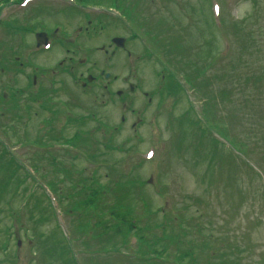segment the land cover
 Segmentation results:
<instances>
[{
	"label": "rangeland",
	"instance_id": "1",
	"mask_svg": "<svg viewBox=\"0 0 264 264\" xmlns=\"http://www.w3.org/2000/svg\"><path fill=\"white\" fill-rule=\"evenodd\" d=\"M259 1L256 7L252 0H121L112 4L120 12L113 13L111 21H97L98 26L106 22L107 32L81 45L82 51H91L89 65L103 60V44L114 47L113 36L128 37L129 49L146 58L138 64L136 79L121 68L124 56L112 60L114 71H120L125 81L122 88L126 90L133 82L139 91L126 93V101L113 104L102 116L108 124L118 126L120 116L127 119L116 135L117 149L106 151L99 159L106 161L104 169L88 165L77 151L72 158L62 149L46 154L38 171L33 161L29 172L15 164L9 166L12 159L22 166L15 150L25 146L35 150L40 144V125L45 123L40 120L48 119L55 108L46 100L33 101L29 91V95L20 94L27 86V76L34 74L31 69L18 74V83L7 88L6 66L12 63L15 68L19 63L12 56L11 62L4 60L2 54L16 51V34L22 31L6 38L0 48V126L5 127L0 131V264H13L18 255L19 264H176L174 260L179 259L188 264H264V0ZM102 4L99 6H109ZM256 12L260 18L257 28ZM41 14L39 19L47 25L63 23L71 31L80 22L77 12L52 17ZM74 51L71 64L77 65L85 53L76 46ZM63 58V48L58 47L36 65H58ZM161 62L192 83L181 76L185 89L169 100L165 113L161 103L175 89L170 90L168 81H159L168 74ZM84 70L75 74L68 66L69 75L59 78L63 85L57 83L58 98L65 100L74 94L84 100L82 108L88 106L89 96L76 84ZM14 96V112L21 117L15 122L9 105L14 104ZM25 99H29L33 118L18 109ZM73 102L70 105L82 113ZM42 105L44 117L39 109ZM139 110L144 117L152 115L153 122L133 136L129 123ZM96 123L87 128L86 137L92 135V141L100 140L104 127ZM80 124L68 128L65 137H73L76 130L77 135L83 132ZM231 140L239 150L231 146ZM148 150L156 152L154 160L145 159ZM51 156L73 174L84 172L87 177L98 170L102 185L108 187L97 196V212L103 214L98 205L108 196L115 209L130 220H116V231L122 233L119 237L109 236L101 224L85 221L78 208L63 202L66 188L51 182H66L68 174L57 178ZM35 174L47 183L29 179ZM151 175L156 177V187L155 182L146 185ZM168 202L171 217L164 210ZM140 236L145 238L140 241L141 249L156 243L164 254L152 249L139 253L135 247ZM18 241H22L21 248ZM175 252H179L177 258Z\"/></svg>",
	"mask_w": 264,
	"mask_h": 264
},
{
	"label": "flooded vegetation",
	"instance_id": "2",
	"mask_svg": "<svg viewBox=\"0 0 264 264\" xmlns=\"http://www.w3.org/2000/svg\"><path fill=\"white\" fill-rule=\"evenodd\" d=\"M37 33H35L34 35L36 36ZM47 33H48L47 35H49L50 39L54 38V34L51 33L50 30H48ZM64 36L66 37L65 42L69 43L70 39L68 38V35L66 34ZM109 48H111V46H109ZM67 52L69 53L70 50H67ZM112 52L118 53L119 51L112 49ZM61 66H63V65L61 64ZM72 69H74V68H72ZM103 72H104L103 70L99 71L98 76L96 77L95 80H93L91 82V85H86L82 80L80 81V83L84 89H90V90L96 91V92H97V90H99L103 97H106L105 94L108 93L110 98L113 97L116 99L115 95L120 90L117 88H120L121 86L118 84L117 79H115L114 82H110V81L106 82L104 80L105 77H104ZM80 76L83 77L84 75L81 74ZM34 82L37 83L36 81H34ZM54 85H55L54 83H52L51 85L42 84V86L39 89L34 90L33 86H30V84L27 83V86L23 90V92L27 93L29 91L30 93L35 94L38 100H46V101L50 102L52 106H54V101L60 99V98H58V94H60V91H59L60 87H58V86L54 87ZM113 104H117V101L116 100H110V103L108 105H106V103L104 102L101 109L97 111V113H98V124H99V126L100 125L104 126L102 133H101L103 135L106 134V130L108 127L114 128L116 126L115 123H114L115 125L114 124L111 125V124H108L106 122V120L102 119V116H104L110 109H112ZM77 109H79V110L82 109L81 103H78ZM60 115H61V113H59L57 116L59 117ZM112 119H114V118H112ZM122 122H125V119H122ZM80 123H81L80 125H81L83 130H87V128L90 127V124L85 122V120L80 121ZM109 125H111V126H109ZM55 126L56 125L50 126V129L54 130ZM67 127L68 128L74 127V125L69 124ZM133 127H134V124H133Z\"/></svg>",
	"mask_w": 264,
	"mask_h": 264
},
{
	"label": "trees",
	"instance_id": "3",
	"mask_svg": "<svg viewBox=\"0 0 264 264\" xmlns=\"http://www.w3.org/2000/svg\"><path fill=\"white\" fill-rule=\"evenodd\" d=\"M80 2H82V3H88V4H95V5H99V4H102L103 2H107L108 4H111L112 3V1L113 0H79ZM252 2H253V5L256 7V6H260V3H261V1H259V0H252ZM255 21H256V24H255V26H256V28H257V26H258V24H259V22H260V18H259V16L257 15V12H256V14H255ZM12 165V163H10V165L9 166H11ZM10 169V168H9ZM13 178V177H12ZM11 178V179H12ZM90 189H94V187L93 186H90L89 187ZM87 190V189H86ZM86 190H84V191H78V196H76L75 197V191H77V190H75L74 191V193H73V196L75 197V198H73V199H77V202H78V208H81V209H83V210H88L89 208H94V209H96V201H97V196H98V194L96 193V190H93V191H86ZM85 195V196H84ZM87 196V197H86ZM83 197H85V198H83ZM79 199H81V200H79ZM83 200V201H82ZM112 215H115V216H117V218H119L120 220H122V221H125V222H127V218H126V215H123V214H120V215H117V214H112ZM129 220V219H128ZM122 233L119 231V232H116L115 233V237H119L120 235H121ZM154 246H156V244H154L153 246H151V247H154ZM144 247V246H143ZM142 247V248H143ZM150 247V246H149ZM154 252L155 253H157V254H161L160 253V251H156L155 249H154ZM143 254H146V252L143 250ZM185 258V257H184Z\"/></svg>",
	"mask_w": 264,
	"mask_h": 264
},
{
	"label": "water",
	"instance_id": "4",
	"mask_svg": "<svg viewBox=\"0 0 264 264\" xmlns=\"http://www.w3.org/2000/svg\"><path fill=\"white\" fill-rule=\"evenodd\" d=\"M123 42H124L123 39H115V40H114V43L117 44V45L120 46V47L123 45Z\"/></svg>",
	"mask_w": 264,
	"mask_h": 264
}]
</instances>
